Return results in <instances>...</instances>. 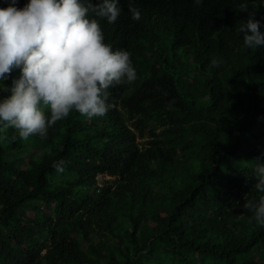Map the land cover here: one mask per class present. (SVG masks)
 I'll return each mask as SVG.
<instances>
[{
  "label": "trees",
  "instance_id": "16d2710c",
  "mask_svg": "<svg viewBox=\"0 0 264 264\" xmlns=\"http://www.w3.org/2000/svg\"><path fill=\"white\" fill-rule=\"evenodd\" d=\"M258 3L133 0V21L120 0L99 24L137 79L108 89L102 117L72 111L46 139L10 128L0 141V264H264V228L243 207L261 195L264 47L236 31L251 14L264 32Z\"/></svg>",
  "mask_w": 264,
  "mask_h": 264
},
{
  "label": "clouds",
  "instance_id": "9594fccd",
  "mask_svg": "<svg viewBox=\"0 0 264 264\" xmlns=\"http://www.w3.org/2000/svg\"><path fill=\"white\" fill-rule=\"evenodd\" d=\"M0 8V141L14 129L17 137L46 139L49 129L72 111L88 119L102 117L110 109L108 89L137 79L128 50H113L104 42L99 22L113 24L121 16L120 0H6ZM201 5L203 0H193ZM264 7V0H259ZM247 5H241L246 11ZM128 12L139 21V10L128 0ZM259 21L239 22L243 46L255 52L264 47ZM219 58L210 67L222 64ZM18 68L20 75L8 88L3 83ZM47 113V114H46ZM57 174L65 171V161L52 164ZM254 188L261 195L244 203L253 213L251 220L264 228V163L254 168Z\"/></svg>",
  "mask_w": 264,
  "mask_h": 264
}]
</instances>
